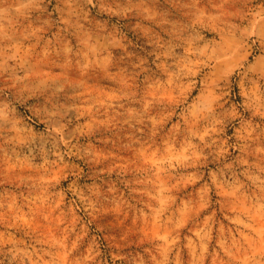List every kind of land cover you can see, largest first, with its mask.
<instances>
[{
    "label": "clouds",
    "instance_id": "obj_1",
    "mask_svg": "<svg viewBox=\"0 0 264 264\" xmlns=\"http://www.w3.org/2000/svg\"><path fill=\"white\" fill-rule=\"evenodd\" d=\"M0 264H264V0H0Z\"/></svg>",
    "mask_w": 264,
    "mask_h": 264
},
{
    "label": "rangeland",
    "instance_id": "obj_2",
    "mask_svg": "<svg viewBox=\"0 0 264 264\" xmlns=\"http://www.w3.org/2000/svg\"><path fill=\"white\" fill-rule=\"evenodd\" d=\"M113 214L108 213L107 217L108 219L106 220V223L108 224V231H110L112 233V235H116L121 228H124L125 225L127 224V221H124L123 217H120V220H116L114 218H112ZM121 221H123V223H121ZM117 239H119V237L117 236Z\"/></svg>",
    "mask_w": 264,
    "mask_h": 264
}]
</instances>
